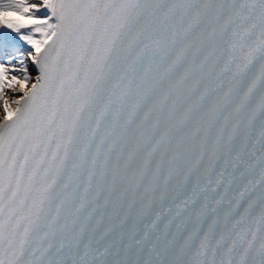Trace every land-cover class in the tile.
<instances>
[{
	"label": "snow or ice",
	"instance_id": "snow-or-ice-1",
	"mask_svg": "<svg viewBox=\"0 0 264 264\" xmlns=\"http://www.w3.org/2000/svg\"><path fill=\"white\" fill-rule=\"evenodd\" d=\"M0 264H264V0H0Z\"/></svg>",
	"mask_w": 264,
	"mask_h": 264
}]
</instances>
